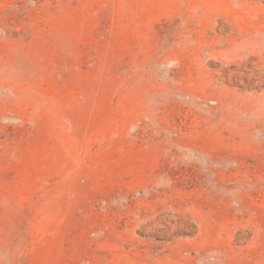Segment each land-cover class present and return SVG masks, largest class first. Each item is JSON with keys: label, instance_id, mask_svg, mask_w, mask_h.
Wrapping results in <instances>:
<instances>
[{"label": "rangeland", "instance_id": "374dc122", "mask_svg": "<svg viewBox=\"0 0 264 264\" xmlns=\"http://www.w3.org/2000/svg\"><path fill=\"white\" fill-rule=\"evenodd\" d=\"M0 264H264V0H0Z\"/></svg>", "mask_w": 264, "mask_h": 264}]
</instances>
